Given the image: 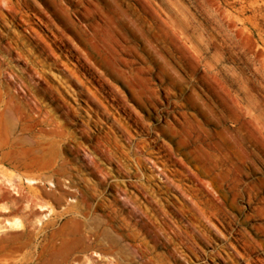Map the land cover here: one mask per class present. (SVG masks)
Masks as SVG:
<instances>
[{
	"label": "rangeland",
	"instance_id": "1",
	"mask_svg": "<svg viewBox=\"0 0 264 264\" xmlns=\"http://www.w3.org/2000/svg\"><path fill=\"white\" fill-rule=\"evenodd\" d=\"M0 264H264V0H0Z\"/></svg>",
	"mask_w": 264,
	"mask_h": 264
}]
</instances>
